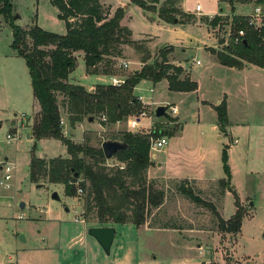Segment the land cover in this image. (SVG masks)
<instances>
[{
    "label": "rangeland",
    "instance_id": "rangeland-1",
    "mask_svg": "<svg viewBox=\"0 0 264 264\" xmlns=\"http://www.w3.org/2000/svg\"><path fill=\"white\" fill-rule=\"evenodd\" d=\"M11 1L14 10L10 22L14 25L22 29L38 25L46 32L65 34V24L57 18V9L50 0ZM102 1L117 8L128 0ZM129 1L128 8H123V23L135 44L124 46L123 58L116 61L114 73L118 79L124 81L132 71L139 70L142 59L153 63L161 50L169 49L170 62L184 64L197 82V89L191 93L169 92L165 80L155 85L141 80L133 89L142 110L149 114L143 103L151 107L152 113L141 121L151 122L153 131L166 138L163 148L150 149L151 160L161 164L157 170L152 168L150 177L156 174L178 179L153 180L148 178L147 170V179L166 191L165 201L140 228L109 225L115 227L116 237L110 255H105L95 239L86 234L88 227H96V220L90 216L86 222L82 218V192L66 197L60 184L37 187L29 181L28 166L33 156L68 158V154L56 139L27 138L38 105L32 96L26 63L11 49L9 22L0 16V264H264V67L248 63L240 69L222 66L211 52L225 53L228 23L212 28L199 21L217 14L229 18L248 15L254 4L237 5L232 11L227 2L219 0H179L177 7L180 3L182 11L195 13L198 21L184 23L176 16L177 22L167 23L157 16L166 0H138L145 9L134 4L136 0ZM196 5L201 7L197 14ZM124 62L127 68L122 66ZM84 76V61H79L72 77L86 85L94 82V78ZM217 101L225 102L230 126L226 133L217 126L215 109L202 103ZM158 106L166 110L160 118L155 116ZM173 106L177 112L171 110ZM64 115L60 123L63 136L79 143L88 138L87 144L94 148L101 149L100 142L112 141L123 132H146L130 131L128 118L101 127L95 117L92 126L86 125L83 132L77 128L74 135ZM8 135L13 139H7ZM223 149L227 150L231 168V186L244 211L240 237L219 233L213 215L176 191L183 180L180 178L215 180L202 184L193 181L191 186L203 198L222 204L223 218L230 219L235 211L234 194L229 191L223 200L217 185V180L224 178ZM113 164V157L105 158L104 165ZM8 166L11 178L5 181ZM53 193L57 199L52 198ZM164 223L181 230L155 229Z\"/></svg>",
    "mask_w": 264,
    "mask_h": 264
},
{
    "label": "trees",
    "instance_id": "trees-1",
    "mask_svg": "<svg viewBox=\"0 0 264 264\" xmlns=\"http://www.w3.org/2000/svg\"><path fill=\"white\" fill-rule=\"evenodd\" d=\"M178 1L166 0L157 12L158 18L172 23L179 16L184 23L191 22L192 17L184 15L177 7ZM219 2H227L232 11L237 4H264V0ZM50 4L57 9V18L65 24L64 35L46 32L38 25L29 29L14 25L10 22L14 10L12 1L0 0V16L9 22L12 30L11 49L26 63L32 96L38 105L30 127L31 137L35 140L56 139L68 154V158L33 156L28 166L29 181L40 185L60 184L66 197H76L81 190L82 218L88 222L91 216L96 220V227L132 224L140 228L146 224L152 211H158L165 201L166 191L157 189L155 182L146 176L152 165L150 140L162 134L157 130L152 134L123 132L121 136L112 138V141L124 143L126 148L113 156L116 164L107 167L102 149L89 146L88 138L79 143L63 136L61 114H65L70 127L95 117H98L101 125L116 124L142 111V105L133 93L141 80L155 85L164 79L170 92L191 93L197 89V84L183 74L180 65L169 62V49L161 50L153 63L148 64L147 58L142 59L143 66L137 73L132 71L119 86L102 84L87 91L70 84L68 75L77 67V53L83 55L86 74L110 76L115 75L116 61L124 56V46L135 43L131 40L130 30L121 23L123 8H118L109 16V10L99 0H50ZM134 4L145 9L141 1L136 0ZM202 20L210 27L229 22L227 17L218 15ZM230 20L232 31L245 30L243 43L237 46L228 44L225 53H211L225 67L240 69L244 62L258 68L264 67V27L259 30L248 27L245 16H232ZM212 107L217 113V126L222 133H226L228 118L225 102ZM103 115L106 120L102 122ZM226 149L221 154L224 178L217 180L220 188L218 194L222 199L226 191L234 194ZM193 181L180 180L176 191L213 215L219 233L237 234L244 217L238 197L234 194L235 211L230 219L224 220L218 212L219 205L203 198L201 192L191 186ZM155 229L181 230L167 223L159 224Z\"/></svg>",
    "mask_w": 264,
    "mask_h": 264
},
{
    "label": "crops",
    "instance_id": "crops-1",
    "mask_svg": "<svg viewBox=\"0 0 264 264\" xmlns=\"http://www.w3.org/2000/svg\"><path fill=\"white\" fill-rule=\"evenodd\" d=\"M179 2V1H178ZM99 3H101V5H103L105 8H107L108 10H109V16H112V14L118 9V8H128V5H129V3H131L129 0L127 1V2H125V3H123V5L124 6H122V5H118V7L117 8H113L111 5L109 6V5H107V4H105L102 0H99ZM237 5H241V4H237ZM237 5H235V6H237ZM248 5H250V4H248ZM254 6V5H253ZM179 9H180V11L184 14V15H190L191 17H192V20H191V22H189V23H195V22H197L198 20H196L195 19V13L194 14H191V13H189V14H186V13H184L183 11H182V9H181V5H180V3H179V7H178ZM126 9H125V14H126ZM234 9H235V7H234ZM252 11V10H251ZM250 11V12H251ZM198 12H196V14H197ZM248 14H250V13H248ZM218 16H220V17H222V18H224V17H226V14H217ZM232 15H234V14H232ZM247 15V14H246ZM246 15H242V16H246ZM127 16V15H126ZM213 16H215V15H213ZM212 15L211 16H207V17H201L200 19H199V21H201L200 23H202V24H204V22H203V20L202 19H204V18H209V19H211L212 17H213ZM235 16H241V15H235ZM125 17V16H124ZM127 18V17H126ZM126 18H124V19H126ZM228 18V20L230 21V19L231 18H229V17H227ZM180 21H183V19L181 18V19H179ZM121 23L124 25V26H126L124 23H123V19H122V21H121ZM205 25V24H204ZM206 26V25H205ZM127 27V26H126ZM207 27H210V26H208L207 25ZM128 28V27H127ZM212 28H214V27H212ZM129 29V28H128ZM210 30H211V32H212V35H213V38H215V41L217 40V38H216V34L215 33H213V30L214 29H211L210 28ZM173 46V45H172ZM172 46H169V47H172ZM175 47V46H174ZM211 47H214V46H211ZM207 49V48H206ZM169 55V54H168ZM167 55V56H168ZM76 59H77V66H78V64H79V61H84V59H83V55L81 54V53H77L76 55ZM212 56H214V55H212ZM215 57V56H214ZM216 58V57H215ZM168 60H169V58H168ZM169 62H170V60H169ZM171 63V62H170ZM173 63V62H172ZM171 63V64H172ZM245 63V62H244ZM173 64H175V65H180L182 68H183V74L184 75H187L189 78H190V80H192V81H194V82H196L194 79H192V77H191V74H189V69L184 65V64H182L181 62L180 63H173ZM196 64H199V61H196ZM251 65V64H250ZM228 67V66H227ZM229 68H232V67H229ZM136 71H138V70H136ZM84 73H85V76H84V79H88V78H86V75H88L87 77H92V78H94V82L92 81V83H89V85H86V83L85 82H80V81H76L75 80V78H73L72 77V72L68 75V82L70 83V84H73V85H78V86H81V87H83V88H85L87 91H91V90H93V88L95 87V86H97V85H102V84H104V85H112V83H113V80H116V81H119L120 80V78L118 79V76H116V75H110V76H107V75H89V74H86V72H85V61H84ZM164 80V79H163ZM166 81V80H165ZM151 83V82H150ZM166 83H167V81H166ZM152 84V83H151ZM156 84V83H155ZM196 84H197V82H196ZM153 85V84H152ZM167 90H168V84H167ZM170 92V91H169ZM173 92H175V91H173ZM191 92H195V91H191ZM180 93H185V92H180ZM134 96L135 97H137L135 94H134ZM138 97H140V96H138ZM143 103V102H142ZM202 103H204L205 105H210V106H214V105H217V104H219L220 102L219 101H217L216 102V104H211L210 102L208 103V102H202ZM143 105H145L144 103H143ZM173 107H175V106H173ZM172 107V108H173ZM176 108V107H175ZM176 110H177V108H176ZM178 111V110H177ZM176 111V112H177ZM64 114V113H63ZM65 116V115H64ZM66 118V117H65ZM65 121L67 122V119H65ZM94 120H92V121H89V119H87L86 121H85V123L84 122H82V123H79V124H76L75 126H73V127H70L69 125V127H70V129H72L73 130V133L72 134H74L75 135V132H76V129L77 128H81L82 129V132H83V128L86 126V125H90V126H92L93 125V122ZM68 123V122H67ZM99 125L101 126V127H103V125H105V124H103V125H101L100 123H99ZM140 125H141V127L142 128H144L145 130H146V132H147V130L149 129L148 127H149V122H143V120L141 121L140 120ZM228 128H230V126H229V123H228ZM179 130H180V128H179ZM30 139H32V137H31V134H30V137H29ZM85 139V138H84ZM46 159V158H45ZM150 162H151V166L149 167V169H148V174H149V177L148 178H151V179H158V178H163V179H178L177 177H175V178H169V177H160L159 175L158 176H156V174H155V176H151L150 177V174H151V172H152V168L155 166L156 167V170H157V168H159L160 166H161V164L160 163H154L152 160H150ZM230 171H231V168H230ZM232 175V174H231ZM180 179H186V180H189V181H197L198 183H201L202 184V181H212V182H215V180H213V179H207V178H201V179H197V178H180ZM226 193H228L227 191L223 194V200H224V195L226 194ZM223 202V201H222ZM222 205V204H221ZM221 205H219L218 206V210H219V212H220V215L222 216V218H223V215L221 214L222 212H221ZM224 219V218H223ZM224 220H228V219H224ZM163 230V229H162ZM166 230V229H165ZM189 231H192V230H189ZM202 231V230H201ZM237 235L240 237V235H241V232H240V230H239V232L237 233ZM238 237V238H239Z\"/></svg>",
    "mask_w": 264,
    "mask_h": 264
},
{
    "label": "built area",
    "instance_id": "built-area-1",
    "mask_svg": "<svg viewBox=\"0 0 264 264\" xmlns=\"http://www.w3.org/2000/svg\"><path fill=\"white\" fill-rule=\"evenodd\" d=\"M195 11L196 12L201 11L200 5H196ZM245 18L247 19V26L252 28V29L259 30L261 27H264V5L263 4L254 5L251 13L246 15ZM231 24H232V20H230L228 22V30H227V33L225 35L224 45L225 44L226 45L232 44L235 46L240 45L244 41L245 30L242 28V29H238L236 31H232ZM122 66L124 68H127L128 64L126 62H124L122 64ZM121 83H123L122 80H119V81L113 80L112 85L119 86ZM139 100H141V97H139ZM143 106H145L148 109L149 114H147V112L142 110L141 112L138 113V115H131L127 119L128 129H130V131H132V132L137 131L139 129H144L140 125V120H141V118L147 117L152 113L150 105L145 104ZM171 110L173 112L177 111L175 107L171 108ZM105 120H106V117H105V115H103L101 117V121L103 122ZM148 128L149 129L147 130V132H145L146 134H152L155 132V131H153V128L151 126V122H149ZM7 139L12 140L13 138H11V136L8 135ZM164 145H166V138L164 136H160V137H157V139H151L150 140L151 151H157V150L163 148ZM5 170H6L7 174L4 176V180L7 181L11 178V175H10L11 168L8 166V167H6ZM78 192L81 193V190H79ZM77 221H79V220H77Z\"/></svg>",
    "mask_w": 264,
    "mask_h": 264
},
{
    "label": "water",
    "instance_id": "water-1",
    "mask_svg": "<svg viewBox=\"0 0 264 264\" xmlns=\"http://www.w3.org/2000/svg\"><path fill=\"white\" fill-rule=\"evenodd\" d=\"M174 22H177L176 19L173 20ZM137 73V71H135ZM166 114L165 107L158 106L156 108L155 116L157 118L163 117ZM89 121H92V118H89ZM30 137V134H27V138ZM101 149L103 152V156L106 159L112 158L117 152L121 151V149L126 148V145L124 143H118L115 141H103L101 144ZM42 185L37 184V187H41ZM52 198H58L55 193L52 194ZM21 207H24V204L22 203L20 205ZM87 236H90L95 239L99 247L101 248L102 252L105 255H110V248L114 242L116 229L114 226H106V227H88L86 231Z\"/></svg>",
    "mask_w": 264,
    "mask_h": 264
}]
</instances>
